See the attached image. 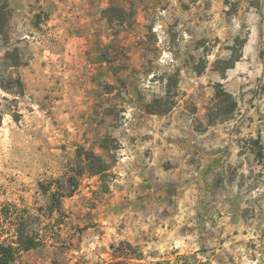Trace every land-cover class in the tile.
<instances>
[{"label":"rangeland","instance_id":"obj_1","mask_svg":"<svg viewBox=\"0 0 264 264\" xmlns=\"http://www.w3.org/2000/svg\"><path fill=\"white\" fill-rule=\"evenodd\" d=\"M0 112L13 264H264V0H0Z\"/></svg>","mask_w":264,"mask_h":264},{"label":"trees","instance_id":"obj_2","mask_svg":"<svg viewBox=\"0 0 264 264\" xmlns=\"http://www.w3.org/2000/svg\"><path fill=\"white\" fill-rule=\"evenodd\" d=\"M119 11V12H117ZM125 9L122 7H115L113 5H110L104 10L105 15L109 18V20H123ZM235 59L230 60L228 63L230 66ZM227 66V67H228ZM217 96L220 99L222 103H225L227 100L232 98V94L227 92L223 87H220L217 91ZM3 121V115L0 112V126L2 125ZM85 159L86 164L88 168L93 173H102L106 169V163L102 159L100 155H98L96 152L92 150L85 151ZM73 178V177H72ZM58 183V187L55 191L52 192V205L51 210L54 209V207H59L61 205V201L66 196H71L74 193L75 187L77 185V180L71 181L73 183H66L61 180H56ZM46 191L51 190L52 182H48L47 184H42ZM17 242L19 246L24 250H29L31 248H34L38 243L36 239L30 235L29 231H27L26 224L24 221H20L18 223L17 227ZM15 247L11 244H5L0 240V264H13L15 260ZM139 259H142V253L138 255ZM146 264V263H142Z\"/></svg>","mask_w":264,"mask_h":264}]
</instances>
